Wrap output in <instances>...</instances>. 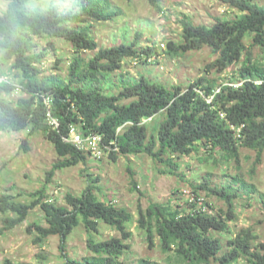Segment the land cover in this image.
Segmentation results:
<instances>
[{
	"label": "trees",
	"instance_id": "obj_1",
	"mask_svg": "<svg viewBox=\"0 0 264 264\" xmlns=\"http://www.w3.org/2000/svg\"><path fill=\"white\" fill-rule=\"evenodd\" d=\"M238 10L233 18L216 17L213 25H197L190 16L179 21L183 28L182 42L170 41L167 52L178 56L205 46L219 54L209 64L218 72L241 63L230 81L201 76L187 87H169L147 77H131L119 73L128 58L138 62L154 63L160 52L155 45L141 46L138 33L130 42L101 48L93 31V21L114 20L123 15V9L112 0H76L72 7L61 8L54 1L35 4L31 0H9L0 13V67L13 61V68L21 76L20 83L0 80V134L9 131H27L28 137L43 134L51 141L59 155L47 181L56 171L87 163L90 152L79 150L65 141L72 124L82 125L84 131H95L105 137L116 160L120 155H149L167 166L163 173L178 174V158L189 156L200 149L220 150L223 159L240 163L241 148L256 150L258 161L264 153V64L257 61L246 44L251 36L253 46H259L264 55V5L256 0H219ZM149 2L162 11L160 0ZM60 38L70 42L77 52L98 50L86 63L75 57L67 79L44 75L41 63L47 55L41 39ZM165 44V43H162ZM161 44V45H162ZM164 48V47H162ZM119 73L108 89L105 82L113 73ZM4 76L0 74V77ZM23 90L27 96L9 100L5 94ZM49 99L50 104L46 101ZM129 99L124 103L123 100ZM49 113L51 117L49 116ZM162 113L163 119L150 133L148 121ZM59 122L56 126L51 122ZM26 138L24 148L28 150ZM240 167V166H239ZM226 186L212 183L211 176L193 184L195 193L206 191L228 204V209L216 210L205 200L208 210L197 202L179 200L166 203L151 202L138 209V224L144 230L149 246L156 236L161 249L169 253L166 264H235L240 259L249 264H264V241L259 242L252 228H243L233 234L230 221L236 219L235 199L242 195L233 184L247 193L256 191L241 174ZM92 181V182H91ZM96 180L81 195L68 192L66 204L47 200V187L31 194L32 202L24 203L9 193H0V212L4 214L0 238L25 221L31 210L40 206L47 226L34 223V242L43 244L52 235L61 237L60 248L68 264H124L120 257L130 249L132 236L127 223L133 220L128 208L119 206L115 199H102L97 193ZM133 189H137L132 179ZM233 186V187H232ZM205 197V196H204ZM264 198V196H263ZM13 214V216H10ZM101 222L121 232L98 241L93 232H99ZM81 224L89 234L88 249L94 254L84 260L71 259L66 253L68 237ZM220 235H229L224 241ZM4 264H35L6 259ZM139 264H163L143 258Z\"/></svg>",
	"mask_w": 264,
	"mask_h": 264
},
{
	"label": "rangeland",
	"instance_id": "obj_2",
	"mask_svg": "<svg viewBox=\"0 0 264 264\" xmlns=\"http://www.w3.org/2000/svg\"><path fill=\"white\" fill-rule=\"evenodd\" d=\"M32 3L49 4L55 2L61 8L73 6L76 0H31ZM115 5L124 11L123 15L109 21H93V31L101 48L119 45L122 42L134 40L138 33L141 46L155 45L159 47L160 55L156 62H138L128 58L119 73L140 78L142 76L152 81L162 82L172 87L181 85L187 87L201 76L216 79L219 83L230 81L236 75L241 63L232 65L223 72H218L209 67L219 56L211 47L205 46L178 56L167 52L168 43L182 42L183 28L180 19L185 15L190 16L195 24L211 26L216 17L233 18L240 14L238 10L229 8L219 0H160L162 11L152 6L149 0H112ZM264 5V0H256ZM9 0H0V13L6 10ZM41 39L42 48L47 50V55L41 63L44 75H56L67 79L70 66L75 57H80L83 64L96 54L98 50L77 52L73 45L60 38L50 40ZM165 43V47L161 45ZM251 36L246 38V44L251 46L254 58L264 64V55L259 46H253ZM2 52L0 51V57ZM119 73H113L105 82L108 92L116 93L115 89H108L113 81H118ZM0 74L20 83L21 76L13 68V61L5 62L0 67ZM27 96L23 90L5 94L9 100H18ZM129 99L123 100L126 103ZM163 119L160 113L148 121L150 133ZM27 139L24 148V140ZM59 155L54 144L43 134L28 137L27 131H9L0 134V193H9L17 200L30 203L35 197L31 194L47 187V200L58 205L66 204L68 192L81 195L89 185V180L95 179L96 191L102 199H115L119 206L129 209L133 220L127 223L132 236L127 243L130 249L120 257L124 264H139L143 258L151 259L166 264L169 253H165L160 246V239L155 238V245L151 248L146 234L138 224V209L146 208L151 202L166 203L170 200H179V190L200 184L203 177L212 178V183L226 186L234 181V176L239 173L252 185L256 191L247 193L240 189L239 184H233L235 189L242 193L235 199L236 219L230 221L233 234H238L243 228H252L258 236V241H264V153L258 161L256 150L242 147L240 163L236 160L223 159L220 150L200 149L189 156L178 158L180 170L178 174L163 173L167 166L151 158L149 155H118L116 160L110 155L95 159L88 157L87 163H80L56 171L51 182L47 181V172L59 160ZM240 166V167H239ZM137 183L133 189L132 179ZM92 182V181H91ZM233 187V186H232ZM201 194L211 202L216 210L228 209V204L216 197L208 196L206 191ZM3 216L0 212V226L3 225ZM13 216V214H10ZM34 223L47 226L45 214L40 206L31 210L28 218L0 238V264L6 259L16 262H31L35 264H68L60 248L61 237L52 235L43 244H36L33 240L35 230L29 227ZM227 240L229 235H220ZM121 232L116 228L101 222L99 232H93L96 240H107L113 236L121 237ZM89 234L84 224L76 227L68 237L66 253L71 259L84 260L94 254L88 249ZM216 264V263H214ZM235 264H249L240 259Z\"/></svg>",
	"mask_w": 264,
	"mask_h": 264
},
{
	"label": "built area",
	"instance_id": "obj_3",
	"mask_svg": "<svg viewBox=\"0 0 264 264\" xmlns=\"http://www.w3.org/2000/svg\"><path fill=\"white\" fill-rule=\"evenodd\" d=\"M165 47V44H162ZM7 78L4 76L0 77V80H6ZM48 104H50V100H46ZM49 116L51 117L50 113ZM51 122L56 126L59 122L55 119H51ZM65 141L72 143L75 147L79 150H84L90 152V155L95 159H102L109 155L110 150H112L110 143H105V137L103 134L95 132V131H88L86 133L82 125L72 124L70 126V132L68 136H64ZM182 202L183 199L185 201L190 202H197L198 206L202 205L203 210H208V206L205 205L206 198L203 194L195 193L191 188H183L182 189Z\"/></svg>",
	"mask_w": 264,
	"mask_h": 264
}]
</instances>
